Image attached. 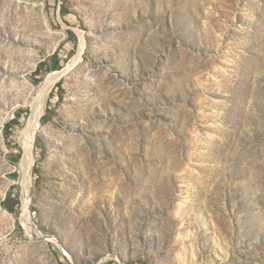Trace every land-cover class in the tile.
<instances>
[{"label":"rangeland","instance_id":"1","mask_svg":"<svg viewBox=\"0 0 264 264\" xmlns=\"http://www.w3.org/2000/svg\"><path fill=\"white\" fill-rule=\"evenodd\" d=\"M0 264H264V0H0Z\"/></svg>","mask_w":264,"mask_h":264},{"label":"bare ground","instance_id":"2","mask_svg":"<svg viewBox=\"0 0 264 264\" xmlns=\"http://www.w3.org/2000/svg\"><path fill=\"white\" fill-rule=\"evenodd\" d=\"M82 48H83V46L81 47V50L79 52L78 57L73 61L72 64H75L81 58ZM64 75H65L64 72L55 73V74L51 75L45 82H43V84L41 85V87L39 88V91H38L39 92L38 98L34 99V101L31 104V115H30V118L28 121V125L26 126L27 128H26L25 133H24V138H25L26 143H27V146L25 148L26 153H25L24 158L22 159V161L20 163V170H21L22 175H23L22 182L24 184L28 183V179L30 176L31 166H32V163L34 160V156H33L34 140H35L36 135L38 134L39 129H40V120H41L42 114L44 112V106L46 104L48 95L51 92L54 85Z\"/></svg>","mask_w":264,"mask_h":264}]
</instances>
